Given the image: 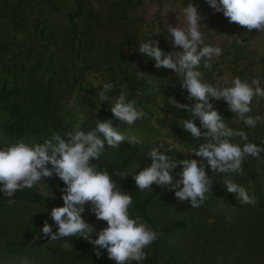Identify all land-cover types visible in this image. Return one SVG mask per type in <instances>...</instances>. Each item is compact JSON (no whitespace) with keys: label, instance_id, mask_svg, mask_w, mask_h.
<instances>
[{"label":"trees","instance_id":"trees-1","mask_svg":"<svg viewBox=\"0 0 264 264\" xmlns=\"http://www.w3.org/2000/svg\"><path fill=\"white\" fill-rule=\"evenodd\" d=\"M177 1L0 0V147L17 142L43 143L54 133L64 137L77 128L87 133L96 119L111 120L122 133L139 134L143 144L123 142L119 148H108L105 140V151L92 163L106 168L117 187L132 194L130 214L140 216L158 233L157 240L145 249L147 259L128 264H264V165L256 158L244 160L242 174H230L255 197L254 205H241L224 189V177L219 173L199 208L180 201L169 186L153 184V191H139L133 179L150 166L147 151L152 148L171 143L175 149L168 155L180 160L199 144L182 129L181 120L188 119L189 114L170 101L193 103L179 78L170 69H156L154 61L138 50L147 39L158 41L166 53L178 50L171 47L163 11L167 5L177 9ZM196 1L205 15L200 29L204 43L222 49V55L212 58L210 69H199L204 80L215 84L237 76L249 82L258 78L264 88V47L258 54L250 51L253 30L229 23L206 0ZM144 4V9L154 7L149 17H144L143 8L138 10ZM138 72L151 76H139ZM148 79L154 85L148 84ZM105 83L114 85L106 93L113 103L125 92L146 115L132 126L115 118L111 105L97 95ZM213 104L229 127L244 130L247 142L264 147V122L247 127L223 100ZM251 107L250 115L264 116V98H254ZM195 123L200 126L198 119ZM234 142L245 143L239 138ZM260 157L264 158V152ZM206 171L212 175L210 169ZM119 172L130 175H115ZM180 172V166L171 172L174 183L180 179ZM65 187L53 175L12 197L0 192V264H20L24 258L30 264H115L106 249L87 239L73 236L51 241L42 235L45 220L53 224V232L57 231L50 211L63 206L58 197ZM84 207L82 218L94 227L90 237L94 240L107 224L95 217L90 204ZM225 214L235 220L238 231L226 242V236L206 224L211 215ZM65 241L73 251L61 247Z\"/></svg>","mask_w":264,"mask_h":264},{"label":"clouds","instance_id":"clouds-1","mask_svg":"<svg viewBox=\"0 0 264 264\" xmlns=\"http://www.w3.org/2000/svg\"><path fill=\"white\" fill-rule=\"evenodd\" d=\"M206 2L215 12L223 13L229 23L238 24L249 31L255 29L264 33V0ZM182 13L184 27L179 24L167 25L172 40L171 47L178 50L166 53L159 47L158 41L150 39L142 42L138 50L154 61L156 69H170L179 78L181 88L193 103L189 106L172 98L170 101L177 109H184L189 114L188 119L181 120L182 129L199 141V144L190 148L185 158L180 160H174L168 155L175 149V145L171 143L168 147L162 143L152 148L147 151L150 166L133 175V179L139 191H153V184L158 187L169 186V190H174L180 201H188L192 208H199L208 199L207 194L213 187V177L219 173L224 177V189L234 194L241 205H254L255 197L250 196L230 174H242V163L247 157L256 158L258 164L264 165V158L260 157L264 147L247 142L248 134L244 130L229 127L214 107L213 101L223 100L235 117L245 126L254 128L258 122H264V116L250 115L251 105L254 98H264V88L260 86L258 78L251 82L241 80L239 76L223 83L205 81L199 69L201 66L210 69L212 58L222 55V49L204 43L200 30L203 26L202 17L191 0L186 7H182ZM138 75L151 76L139 72ZM147 83L154 85L152 79H148ZM113 88L114 85L105 83L97 95L111 105L110 111L115 118L132 126L146 115L137 108V101L128 99L125 92H121L113 103L112 98L106 95ZM137 95L140 93L137 92ZM197 119L200 121L199 127L195 123ZM236 138L245 143L241 145L234 142ZM105 140L108 148H119L123 142L130 146L143 144L139 134L122 133L113 127L111 120L101 122L96 119L95 126L87 133L77 128L64 137L54 133L43 143L17 142L0 147V192L12 197L17 191L31 189L43 178L55 175L66 185L62 190L63 206L53 207L50 211V218L57 231L53 232V224L45 220L42 235L50 237L51 241L73 236L87 239L94 246L106 249L108 258L114 260L115 264L141 262L147 259L145 249L157 240L158 233L140 216L133 217L130 214L132 194L123 191L121 186L118 188L106 168L99 169L92 163L99 160L105 151ZM193 156L199 159L191 158ZM177 166L181 167L178 174L180 179L174 183L171 172ZM206 169L211 170V176ZM115 175L124 178L130 174L119 172ZM86 204L91 205L98 220L107 224L106 228L96 234L97 238L94 240L90 239L94 227L82 218ZM61 247L66 251H73V246L68 241ZM96 255L99 256L100 252L97 251ZM20 264H30V261L24 258Z\"/></svg>","mask_w":264,"mask_h":264},{"label":"rangeland","instance_id":"rangeland-1","mask_svg":"<svg viewBox=\"0 0 264 264\" xmlns=\"http://www.w3.org/2000/svg\"><path fill=\"white\" fill-rule=\"evenodd\" d=\"M190 2V0H178L176 3L177 9H174L171 5H167L163 7L164 11V18L167 25L176 26L179 24L181 27L185 26V21L182 13V7H186L187 4ZM191 2L194 5H198V2L196 0H191ZM146 4L142 5L138 10L144 9ZM198 11L201 14L202 19H205V15L203 14L202 8L198 5ZM154 7L149 6L146 9H144V17H149V15L153 12ZM141 14V13H140ZM245 30H248L244 28ZM170 41L172 43V40L170 38ZM264 47V33L259 32L258 30H253L251 32V38L249 41V49L251 52H254L255 54H258L261 52V50ZM40 191L44 193V190L42 187H39ZM52 197H57L55 195H52ZM62 196L58 197L62 200ZM63 201V200H62ZM235 220H233L231 217H229L228 214L225 215H211L210 217L206 218V224L208 229H215L217 231V234H222L226 236L227 238L224 240L226 242L227 239H233V233L237 234V228L234 226ZM232 233V236H231ZM228 242V241H227ZM19 261V260H18ZM16 261V262H18Z\"/></svg>","mask_w":264,"mask_h":264}]
</instances>
